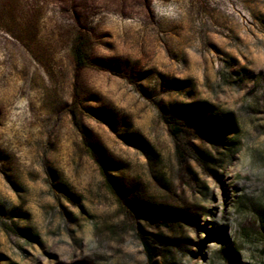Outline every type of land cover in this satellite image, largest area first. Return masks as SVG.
I'll return each instance as SVG.
<instances>
[{
	"label": "rangeland",
	"instance_id": "1",
	"mask_svg": "<svg viewBox=\"0 0 264 264\" xmlns=\"http://www.w3.org/2000/svg\"><path fill=\"white\" fill-rule=\"evenodd\" d=\"M0 264H264V0H0Z\"/></svg>",
	"mask_w": 264,
	"mask_h": 264
},
{
	"label": "trees",
	"instance_id": "2",
	"mask_svg": "<svg viewBox=\"0 0 264 264\" xmlns=\"http://www.w3.org/2000/svg\"><path fill=\"white\" fill-rule=\"evenodd\" d=\"M86 51H87V49H86L84 46H80V47H78V49L74 52L76 62H77V64H78L80 67H83V66H84L85 61H86V59H87ZM102 170H103V172L105 173V170H104L103 168H102Z\"/></svg>",
	"mask_w": 264,
	"mask_h": 264
}]
</instances>
